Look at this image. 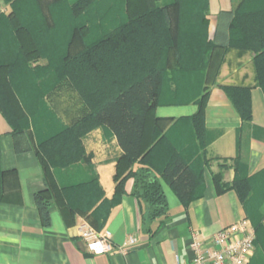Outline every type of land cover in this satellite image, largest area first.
I'll return each instance as SVG.
<instances>
[{
  "label": "crops",
  "instance_id": "0c3cea01",
  "mask_svg": "<svg viewBox=\"0 0 264 264\" xmlns=\"http://www.w3.org/2000/svg\"><path fill=\"white\" fill-rule=\"evenodd\" d=\"M241 1L209 0L208 41L215 48L207 81L194 97H187V90L179 89L174 82L169 88L170 96L153 109L154 118L167 123L152 145V165L160 170L171 160L174 150L201 178L197 197L185 206L159 175L170 208L166 219L150 218L133 195L134 178L130 172L140 163L124 157L116 136L109 133L108 127L99 125L87 130L81 140L93 168L85 178L97 177L101 197L94 208L84 213L58 201L51 193L49 223L44 224L35 193L46 187L45 174L35 154L34 140L26 134H12L0 108L2 169L16 171L20 181L17 194L10 186L15 178L8 177L7 193L12 199L0 202V264H190L194 232L207 245L216 232L248 217L238 192L230 187L220 191L216 181L231 186L239 162L244 164L241 170L247 175L264 170V91L255 53L228 42L232 15ZM227 88L238 90L231 96ZM244 97L249 101V120L235 105ZM45 98L63 125L72 126L89 112L68 78L59 81ZM199 112L203 116L201 128L193 127ZM155 131L156 125H151V133ZM119 188L120 201L111 206L101 224H94L91 213L104 200H111ZM83 221L98 231L109 230L113 249L100 255L89 251L78 229ZM130 238L135 242L126 245L123 253L121 248Z\"/></svg>",
  "mask_w": 264,
  "mask_h": 264
},
{
  "label": "trees",
  "instance_id": "16d2710c",
  "mask_svg": "<svg viewBox=\"0 0 264 264\" xmlns=\"http://www.w3.org/2000/svg\"><path fill=\"white\" fill-rule=\"evenodd\" d=\"M9 1L14 6L16 0ZM81 1H84L83 7L89 4L88 0ZM140 2L134 11L135 15L127 18L135 22L122 23L112 31L104 30L96 43L84 45L82 51H75L72 46L65 53L66 57L61 65L56 67L58 79L51 82L53 84L45 97L59 81L68 78L86 102L89 112L74 125L67 126L59 122L44 101L45 105L41 103L38 107L41 110L39 114L41 113L43 119L45 110L50 119L48 122L36 120L34 134L30 132V121L35 116L22 102V96L15 90L9 76L21 66L30 65L36 58H41L40 47L34 42L28 25L17 15L15 8L9 15L0 16V29H8L14 42V47L5 50V59L0 61V108L12 134L30 133L34 140L35 154L45 174L46 187L35 193V202L44 224L49 223L51 193L58 201L84 213L94 208L101 197L102 189L96 176L88 178L87 184H74V188L60 184L56 176L78 160L75 158L78 152L83 155L86 160L84 162L90 164L91 158L85 152L81 137L87 130L99 125L108 127L109 133L116 136L124 151V157L130 161H139L140 166L130 172L134 178L133 195L147 210L150 218L169 217V202L159 175L169 183L183 205H188L197 197L196 187L201 178L182 154L173 150L171 160L160 170L152 165V145L161 133L162 125L167 123V120L155 119L153 109L163 98L170 96L169 88L174 82L179 85V89L187 90V97H194L201 89L203 81H207L215 48L208 41L206 16L209 14L210 3L209 0H172L167 6L158 7L157 0ZM170 8H174L179 14L169 15ZM150 12L153 15L150 16ZM141 19L151 20V26L141 24ZM79 27H84V23L74 24L73 35H77L78 29L80 33ZM228 40L232 46L251 49L255 53L264 91V0L241 1L232 15ZM237 90L227 88L231 96ZM179 101L177 98L176 102ZM235 105L243 118L249 120V101L244 97L235 101ZM202 117L199 112L192 126L201 128ZM22 123H26L24 128L21 127ZM150 124H155L157 131L151 133ZM1 144L0 134V202H4L12 199L7 193L8 177L15 178L10 186L17 194L20 181L16 171L2 169ZM55 155L59 156L57 162H54ZM63 158L65 160H61ZM241 164L239 162L231 186H222L220 180L216 181L220 191L234 188L244 203L249 194L250 177L264 175V170L247 175L241 170L244 168V164ZM90 169L93 171L92 166ZM60 176L64 175H59V178ZM121 196L119 188L111 200H104L91 213V221L101 224L111 206L118 203ZM252 224L254 226L253 222ZM257 240L256 231L255 252ZM261 250H264L263 241Z\"/></svg>",
  "mask_w": 264,
  "mask_h": 264
},
{
  "label": "rangeland",
  "instance_id": "374dc122",
  "mask_svg": "<svg viewBox=\"0 0 264 264\" xmlns=\"http://www.w3.org/2000/svg\"><path fill=\"white\" fill-rule=\"evenodd\" d=\"M83 3L84 1L81 0H16L13 6L9 0H0V16L9 15L15 8L17 15H20L21 20L28 25L34 42L39 44L42 55L30 65L21 66L9 76L15 90L22 96V102L35 116L30 121L31 133L35 130L36 120L41 119V113L39 114L41 110H38V107L41 103L45 105V94L53 84L51 82L58 79L56 67L61 65L66 57L65 53L72 46L75 51H82L84 45L96 43L95 41L100 38V33L104 30L112 31L120 27L122 23L129 22L127 18L129 15H135L134 11L141 4L140 0H88L89 4L83 7ZM170 3L172 0L156 2L158 7L167 6ZM178 14L179 12L174 8L169 9V15ZM132 22L135 21L131 20L130 23ZM140 22L151 26V20L141 19ZM75 23H84V27H79L80 33L78 29L76 36L72 33ZM12 36L5 27L0 29V61L5 59L4 51L14 47ZM49 117L50 115L44 110L41 121L48 122ZM25 126L26 123H22L21 127ZM24 134L29 136V140L33 139L30 133ZM82 156L78 152L75 155L78 160L67 167L68 169L61 170L64 173L56 174V176L64 175L65 177L64 180H58L60 184L70 188H74V184H87L88 179L85 177L90 175L91 166L84 162L86 160ZM58 159L59 156L55 155L54 162ZM250 180L249 194L244 204L258 236L257 248L251 264H264V250H261L262 241L264 244V175L251 176Z\"/></svg>",
  "mask_w": 264,
  "mask_h": 264
},
{
  "label": "built area",
  "instance_id": "2783aa9c",
  "mask_svg": "<svg viewBox=\"0 0 264 264\" xmlns=\"http://www.w3.org/2000/svg\"><path fill=\"white\" fill-rule=\"evenodd\" d=\"M78 229L92 253L100 255L113 249L109 230L98 231L87 221L81 222ZM255 239L256 231L248 217L216 232L207 245L194 232L190 245L193 254L190 264H249L255 254ZM134 242L130 238L121 251L126 253V245Z\"/></svg>",
  "mask_w": 264,
  "mask_h": 264
}]
</instances>
